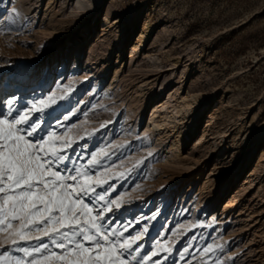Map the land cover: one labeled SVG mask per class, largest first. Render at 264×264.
Segmentation results:
<instances>
[{
    "label": "rangeland",
    "instance_id": "1",
    "mask_svg": "<svg viewBox=\"0 0 264 264\" xmlns=\"http://www.w3.org/2000/svg\"><path fill=\"white\" fill-rule=\"evenodd\" d=\"M25 113L46 170L91 189L73 228L138 236L127 264H264V0H0V118ZM18 227L0 264L32 262Z\"/></svg>",
    "mask_w": 264,
    "mask_h": 264
},
{
    "label": "snow or ice",
    "instance_id": "2",
    "mask_svg": "<svg viewBox=\"0 0 264 264\" xmlns=\"http://www.w3.org/2000/svg\"><path fill=\"white\" fill-rule=\"evenodd\" d=\"M15 99L10 101L14 103ZM46 102L40 100V104ZM36 107L35 104L32 105ZM11 110V109H10ZM28 114L20 115L18 119L0 118V229L13 227V222H19L18 229L13 233L21 241H27L32 232H42L43 236H37L36 244L31 252L27 248H20V251L28 253L33 257L31 264H49L53 259L59 261V264H127L126 254L135 251L134 245L137 244L138 236L133 235L130 240L120 243L118 235L114 240L109 239V235H102L100 225L92 222L97 237L77 232L73 225L81 223V216H91L93 208L88 207L79 194L87 196L91 189H76L70 184H65L66 179H75L71 176H62L59 171H50L52 161L46 160L49 164V170H46L45 163L41 162L40 156L34 151L37 145L30 142L26 137H31L36 128L25 130L17 128V125H23L28 122ZM23 133V134H21ZM55 132L49 136V141L55 137ZM42 147V146H41ZM63 155L55 157L57 161H64ZM92 159H95L93 157ZM78 171V170H77ZM43 185L42 188L36 185ZM73 197H76L75 199ZM101 201L104 196L99 197ZM115 203V201H112ZM120 207L119 204L116 205ZM108 212L112 209L108 208ZM53 213L59 215L54 216ZM107 222L104 217H99ZM150 220L156 219L149 217ZM7 222V223H6ZM62 229H72L73 235ZM148 226L145 224L143 232H148ZM76 235H82L84 241H90L88 246L75 240ZM59 236V239L56 237ZM48 238L54 246L50 249L49 243L44 242L43 238ZM13 245L17 242L13 239ZM118 247L122 249L118 254ZM212 246L204 248V253H208ZM222 250V249H221ZM164 252H170L171 249L164 248ZM214 251V250H213ZM2 254V253H0ZM42 259H37V256ZM158 255V250H154L145 259H152L153 264H159L154 258ZM178 259L184 260L183 253ZM16 264H24L22 260H17ZM191 264V261H188ZM215 264H223L217 258Z\"/></svg>",
    "mask_w": 264,
    "mask_h": 264
},
{
    "label": "bare ground",
    "instance_id": "3",
    "mask_svg": "<svg viewBox=\"0 0 264 264\" xmlns=\"http://www.w3.org/2000/svg\"><path fill=\"white\" fill-rule=\"evenodd\" d=\"M18 86V85H17Z\"/></svg>",
    "mask_w": 264,
    "mask_h": 264
}]
</instances>
